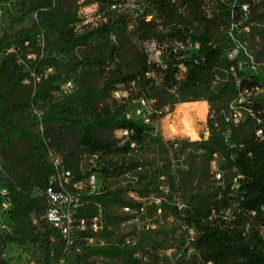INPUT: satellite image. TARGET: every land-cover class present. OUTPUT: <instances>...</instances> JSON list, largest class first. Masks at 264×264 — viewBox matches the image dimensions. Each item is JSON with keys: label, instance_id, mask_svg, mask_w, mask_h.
Listing matches in <instances>:
<instances>
[{"label": "trees", "instance_id": "trees-1", "mask_svg": "<svg viewBox=\"0 0 264 264\" xmlns=\"http://www.w3.org/2000/svg\"><path fill=\"white\" fill-rule=\"evenodd\" d=\"M17 4L32 18L0 35V264L7 241L42 264H264V0ZM198 100L205 134L165 138L158 118ZM49 188L69 194L68 234Z\"/></svg>", "mask_w": 264, "mask_h": 264}, {"label": "rangeland", "instance_id": "rangeland-1", "mask_svg": "<svg viewBox=\"0 0 264 264\" xmlns=\"http://www.w3.org/2000/svg\"><path fill=\"white\" fill-rule=\"evenodd\" d=\"M18 0H11L7 7L3 8V13L0 15V35L3 32L12 33L22 26L29 25L31 23L32 15H28L22 22L18 19L21 17L19 10ZM91 8H87L90 11ZM259 46L260 51H264V42ZM153 57H158L156 54ZM193 102V101H191ZM206 105L203 116L202 113L204 103ZM207 114V103L202 100H198L197 103L180 102L177 103L173 110L166 112L160 118H158L156 125L158 130L165 138H172L176 136L188 137L190 139H197L205 131V119ZM135 115V114H134ZM4 187V181L0 177V190ZM9 206L4 203L0 204V231L9 232L11 230V222L8 219L7 208ZM6 264H25L29 260H36L38 258L37 252L34 250L33 245L28 242L15 243L7 241L5 245ZM26 259V260H25ZM36 264V263H35ZM96 264V261H94Z\"/></svg>", "mask_w": 264, "mask_h": 264}, {"label": "built area", "instance_id": "built-area-1", "mask_svg": "<svg viewBox=\"0 0 264 264\" xmlns=\"http://www.w3.org/2000/svg\"><path fill=\"white\" fill-rule=\"evenodd\" d=\"M9 3L10 0H7L0 4V15L3 13V8L7 7ZM115 95L118 96V93L116 92ZM148 107H149L148 102L145 101L144 99H140L138 105L133 110V113L135 115L142 116L144 120H147L145 111H147ZM205 132L206 131H204V134ZM55 161L57 160L55 159ZM92 182H93V177H90V183ZM2 192H4V189H2ZM48 192L50 193L51 202L46 211L47 220L50 223H52L54 226L61 228L62 233L68 234L70 230V225L68 224L70 218H69V212L64 207V203L70 200L69 194L66 191H52L50 188L48 189ZM63 219H65V222ZM92 226L93 228H95L96 224L93 223ZM60 262H62V260ZM35 263L42 264V262L38 260V258L36 260H29L26 264H35Z\"/></svg>", "mask_w": 264, "mask_h": 264}]
</instances>
